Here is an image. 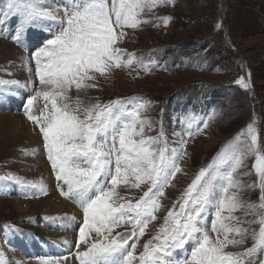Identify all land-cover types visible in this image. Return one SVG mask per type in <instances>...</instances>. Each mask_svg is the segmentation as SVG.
<instances>
[{"label":"rangeland","instance_id":"rangeland-1","mask_svg":"<svg viewBox=\"0 0 264 264\" xmlns=\"http://www.w3.org/2000/svg\"><path fill=\"white\" fill-rule=\"evenodd\" d=\"M66 2L42 0L56 19L33 23L25 30L22 41L14 38L20 18L0 15V115L19 114L20 119L29 122L41 139V159L50 165L54 181H58L55 170L47 158L39 125L28 119L26 100L35 96L37 91L46 90L39 84L34 52L61 31V21L66 19L64 9L69 6ZM5 4L6 0H0V10H6ZM138 19L146 22L137 28L120 29L114 25L118 34L115 47L126 48L120 67L113 65L104 75L96 73L94 79H85L80 89L73 84L66 92L68 99L58 100L60 104L68 103L70 110L76 109L79 101L81 115L85 107L117 101L122 110L139 109V118L146 123L142 137L135 136L134 139L156 138L154 147L166 146L170 157L183 150L178 161L181 171L163 189L158 217L149 223L145 235L139 239L137 254L142 251L143 244L158 233L167 211L174 204L179 207L177 201L199 171L237 145L236 138L246 132L249 125L256 128L259 148L264 154V0H158L155 7L145 8ZM49 27L50 31H45ZM31 32L39 35L40 40L31 39ZM129 58L133 59L131 65L123 62ZM15 64L27 75L29 81L26 85L12 78L11 67H16ZM241 79L249 84L247 89L239 83ZM4 81L9 83H2ZM27 91L30 92L28 95ZM45 103L43 97H37L33 114L41 117ZM139 127L138 123L137 129ZM243 139L240 137L241 142ZM27 145L25 140L19 145L0 140V200L3 201L0 202V226L10 231L11 239L16 229L27 227L24 222L22 226L18 224L19 220L12 214V203L10 206L5 204L6 201L12 202L11 192L19 191L18 183L7 177L14 175L25 182L22 188H26V198L21 200L32 204L48 197L50 191L41 186L44 189L41 194L40 187L33 186L38 183L33 182L30 174L36 167L27 162L31 156ZM254 164L255 154L247 153L234 174L239 187L230 189V192L236 193L243 205L232 213L225 212V216L235 217L225 223L248 231L241 235L229 233V239L243 240V243L229 244L225 252L240 253L252 247L254 233L258 234L262 226L259 205L264 201L261 200L260 178ZM133 179L129 177L128 185H117L116 202H133L150 186L143 183L139 188L132 187ZM12 184H15L13 189ZM56 192L53 199L57 196L74 206L57 189ZM47 209L38 211L37 223L39 229L54 234L43 223ZM65 222L61 223L67 228L73 226L69 220ZM213 222L214 210L209 209L205 224L215 240L218 234L211 231ZM118 231L115 228L113 235ZM0 232L6 230L0 227ZM67 233L75 237L74 233ZM219 237L223 239V232ZM13 243L12 250L17 248L18 252L15 250L11 257L20 261L12 264H24L27 261L26 245L16 242L14 248ZM6 251H9L8 247ZM262 255L264 258V253ZM259 259L261 254H258L256 264ZM37 262L39 259L34 264Z\"/></svg>","mask_w":264,"mask_h":264},{"label":"snow or ice","instance_id":"snow-or-ice-1","mask_svg":"<svg viewBox=\"0 0 264 264\" xmlns=\"http://www.w3.org/2000/svg\"><path fill=\"white\" fill-rule=\"evenodd\" d=\"M157 2L71 0L64 9L66 19L61 21L59 34L34 52L39 84L46 90L26 100V112L28 119L39 125L47 158L57 180L62 182V194L83 208L74 256L78 264H256L258 254L264 253V203L259 205L262 226L258 234L254 233V245L240 253L224 251L229 244L243 243L229 239V233L241 235L248 231L225 223L235 217L224 215L243 205L230 189L239 187L234 174L247 153L255 154L254 168L264 191V154L255 127L249 125L236 138L237 145L199 171L177 201L179 207L173 205L158 233L137 254L139 239L157 218L163 189L181 171L178 161L183 150L170 157L166 146L154 147L156 138L134 139L142 137L146 122L140 120L139 109L122 110L118 101L85 107L82 115L79 101L74 110L68 103H58L68 99L66 92L73 84L80 89L85 79H94L96 73L104 75L113 65L120 67L124 50L115 47L116 27L137 28L146 22L138 19L144 9L155 7ZM5 8L0 15L20 18L14 37L17 41H22L25 30L33 23L56 19L42 0H6ZM123 62L131 65L133 59ZM239 83L249 87L243 79ZM37 97L46 102L41 117L32 112ZM240 137H244L242 142ZM129 177L134 178L132 187L139 188L143 183L150 186L135 203H117L116 187L128 185ZM7 179L25 183L14 175ZM40 192L44 193L43 187ZM209 209L214 210L211 231L218 234L215 240L205 224ZM123 224H131L132 229L113 235L114 229ZM221 232L223 239L219 237ZM181 250L189 254L179 258ZM39 264H68V257L46 256L39 259ZM259 264H264V258L259 259Z\"/></svg>","mask_w":264,"mask_h":264},{"label":"bare ground","instance_id":"bare-ground-1","mask_svg":"<svg viewBox=\"0 0 264 264\" xmlns=\"http://www.w3.org/2000/svg\"><path fill=\"white\" fill-rule=\"evenodd\" d=\"M10 52L12 53V51ZM15 65L16 67L14 68L11 67V74L13 73L12 78L17 80L18 83L21 82L23 83V85H26L29 81L27 80V75L22 72V70L20 69L21 67H19L17 64ZM0 140L5 141L8 144L17 143L18 145L21 140L27 141L28 145L26 147L30 146L29 148L30 150H28V152L31 154V156L27 158V162H29L31 166H33L34 168L36 167V170H34L30 174L33 179V182L38 183L40 187L43 186L50 190L48 197H46L45 199H42L36 204H32L30 201L21 200V198H18L17 196L14 195V192H11V195L13 194L12 202H8V201L6 202L4 201V202L7 206H10L9 203H12L11 204L13 205L12 214L17 218V220H19L18 224L22 226L23 225L22 222H24V226L27 227L26 233H29L31 235H35L38 237H44L43 235L49 232L48 233L49 235L48 236L45 235V237H49L55 240H58V239H63L66 241L71 240V242H73V240L75 239L73 235H70L67 232L58 233L54 231V234L50 233V231L44 232V230L39 229V225L37 223L36 215L38 211L43 210V208H46V209L48 208L47 213H45L46 215L45 220H48L50 222L57 223L58 222L57 220L61 218L62 223H67L65 221L69 220L68 219L69 216H74V217L80 216L79 210L73 205L72 206L69 205L67 201L61 200L57 196L56 198L53 199V197L55 196L54 193H57L56 187L54 185L55 183H54L53 175H51L50 165L47 166V164L41 159L42 158V153H41L42 143H41V139L39 135L34 132V130L32 129V126L29 124V122L26 121L25 118L21 117L20 119L19 114L12 113L8 115L7 114L0 115ZM15 146L16 145H14V147ZM13 188L15 187L11 186V189ZM0 202H3V201L0 200ZM21 231L16 236V242L18 244L26 245L21 237V235L24 234L25 231L23 232ZM5 234H6L5 232L3 233L0 232L1 262L3 264H12L14 261H20L19 258L13 259V257H11L12 253H15V251H10V250L6 251L7 245L3 241V236ZM30 261L31 259H27V261H25L24 264H34L33 262H30ZM68 263H71V261L68 260Z\"/></svg>","mask_w":264,"mask_h":264}]
</instances>
